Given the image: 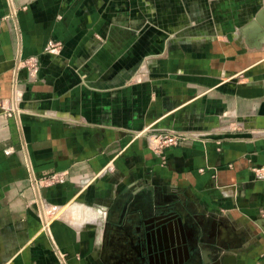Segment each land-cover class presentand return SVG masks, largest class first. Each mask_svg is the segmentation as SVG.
I'll use <instances>...</instances> for the list:
<instances>
[{
  "label": "crops",
  "instance_id": "0c3cea01",
  "mask_svg": "<svg viewBox=\"0 0 264 264\" xmlns=\"http://www.w3.org/2000/svg\"><path fill=\"white\" fill-rule=\"evenodd\" d=\"M147 1L0 0V264H143L138 188L264 264V0Z\"/></svg>",
  "mask_w": 264,
  "mask_h": 264
},
{
  "label": "flooded vegetation",
  "instance_id": "af4514ba",
  "mask_svg": "<svg viewBox=\"0 0 264 264\" xmlns=\"http://www.w3.org/2000/svg\"><path fill=\"white\" fill-rule=\"evenodd\" d=\"M134 194L143 200L137 209L132 206L124 210L109 236V243H119L118 248H123L119 249L122 259L131 254L143 264H204V256L195 254L202 237L207 233L211 238L213 233L204 227L203 219L174 193L138 188ZM127 244L133 246L131 253L127 252Z\"/></svg>",
  "mask_w": 264,
  "mask_h": 264
},
{
  "label": "built area",
  "instance_id": "2783aa9c",
  "mask_svg": "<svg viewBox=\"0 0 264 264\" xmlns=\"http://www.w3.org/2000/svg\"><path fill=\"white\" fill-rule=\"evenodd\" d=\"M0 25H1V21H0ZM181 137L177 136V135H170V136H165L162 138V143L160 144V149H164V148H169L172 146H179L181 144ZM255 172H258L262 175H264V167L260 168V169H254ZM50 183L52 182H58L57 179L53 178L51 181H49ZM44 230L48 231V221H46V219H44Z\"/></svg>",
  "mask_w": 264,
  "mask_h": 264
},
{
  "label": "water",
  "instance_id": "95a60500",
  "mask_svg": "<svg viewBox=\"0 0 264 264\" xmlns=\"http://www.w3.org/2000/svg\"><path fill=\"white\" fill-rule=\"evenodd\" d=\"M264 36V34H263ZM218 253H220V250L218 251ZM203 256H204V264H209L211 263V259L209 257V251L207 249H204L203 251ZM237 257L236 255L234 254H228V255H225L221 258V264H237Z\"/></svg>",
  "mask_w": 264,
  "mask_h": 264
},
{
  "label": "rangeland",
  "instance_id": "374dc122",
  "mask_svg": "<svg viewBox=\"0 0 264 264\" xmlns=\"http://www.w3.org/2000/svg\"><path fill=\"white\" fill-rule=\"evenodd\" d=\"M145 1V3H147L148 1L147 0H144ZM150 3H152V4H155V0H150ZM150 7H153V9H154V6H152V5H150V4H148ZM119 236V233H117V237ZM118 245H119V243H114L113 244V246H114V250H116L117 252H120L119 251V249H123V248H118ZM123 254V252H120V253H117V255H122Z\"/></svg>",
  "mask_w": 264,
  "mask_h": 264
}]
</instances>
